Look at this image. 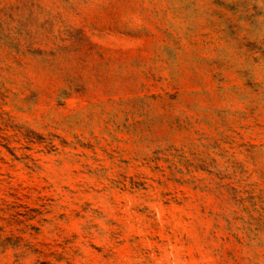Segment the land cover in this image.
Instances as JSON below:
<instances>
[{"label": "rangeland", "instance_id": "1", "mask_svg": "<svg viewBox=\"0 0 264 264\" xmlns=\"http://www.w3.org/2000/svg\"><path fill=\"white\" fill-rule=\"evenodd\" d=\"M0 264H264V0H0Z\"/></svg>", "mask_w": 264, "mask_h": 264}]
</instances>
